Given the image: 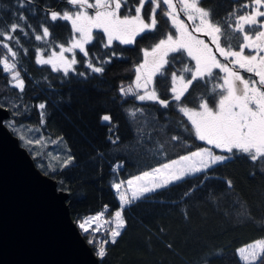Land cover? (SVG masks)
Wrapping results in <instances>:
<instances>
[{"label":"trees","instance_id":"trees-1","mask_svg":"<svg viewBox=\"0 0 264 264\" xmlns=\"http://www.w3.org/2000/svg\"><path fill=\"white\" fill-rule=\"evenodd\" d=\"M244 2L202 0V5L212 9L213 19L223 22L234 7ZM16 3L17 0H0V25L5 21L13 22L19 11L27 16L28 23L37 32L41 31V23L46 24L50 36L46 42L35 41L32 28L25 26L28 36L16 34L20 36L22 48L17 49L13 41L8 42L19 51L20 67L25 69L21 72L25 87L23 93H19L10 86L7 74L0 71V107L7 115L2 123L18 139L38 171L52 179L56 189L66 194L68 214L75 226L82 217L100 212H104L105 220H111L120 208L111 187L113 182L126 181L206 147L195 138L187 120L175 110L174 101L164 109L157 103L136 101L134 97L120 94V88L132 81L134 67L141 62L144 50H150L168 33H173L167 17L159 9L156 29L142 33L130 45L114 41L112 47L105 49L100 42L103 33L94 30L93 42L85 45L89 57L76 51L79 61L74 66L76 71L63 77L47 65L35 64V54L37 49L45 53L68 45V24L45 19L50 11L60 12L68 7L66 0H36L35 16L25 8L18 9ZM138 3L139 0H129V5ZM151 7L150 2L145 4L142 10L145 19L150 15ZM124 14L126 8L122 7L121 15ZM229 24L233 21L229 20ZM239 36L227 27L222 43L227 41L236 46ZM103 40L105 42L104 37ZM5 52L0 47V57ZM113 52L117 55L111 56ZM109 58L111 62L103 65L102 74L92 73L86 67L88 59L100 66V60ZM167 59L169 64L165 65L164 74L154 78V87L161 99H171L170 72L190 62L184 53H169ZM80 72L85 76H80ZM214 73L218 74L215 79L194 81L181 103L196 108L204 99L213 106L218 98L214 85L222 82L220 73ZM41 102L46 104L47 113L43 126L36 107ZM17 107L28 109L29 114L14 112ZM136 108L144 109V113H137L133 118L130 113ZM102 115H109L110 121L101 122ZM26 129L35 130L48 141L61 139L67 153L74 157L72 164L46 166L43 157L33 154L31 146L20 139L21 136L27 139ZM172 136L180 139L173 141ZM53 147L44 145L41 154L46 157ZM38 158H41L40 163H37ZM260 166V162L253 163L247 156L236 155L210 169L207 180H202L205 174L200 173L134 202L123 212L126 226L116 243L105 245L102 262L96 250L100 240L109 238L105 229H110L111 223L105 224L101 232L94 235L76 228L96 257L97 264H242L235 250L254 240H264V226L260 224L264 221V172L259 171ZM228 181H231V188ZM187 191H191V195L185 196ZM248 213L250 219L246 218ZM90 240L96 243H90ZM218 252L223 255H217ZM249 264H264V253Z\"/></svg>","mask_w":264,"mask_h":264},{"label":"snow or ice","instance_id":"snow-or-ice-1","mask_svg":"<svg viewBox=\"0 0 264 264\" xmlns=\"http://www.w3.org/2000/svg\"><path fill=\"white\" fill-rule=\"evenodd\" d=\"M149 2L152 6L151 12L145 19L142 10ZM35 3L36 0H17L16 7L25 8L35 16ZM66 5L68 7L60 12L50 11L45 19L50 18L51 22H68L71 25V32L76 35L69 41V46L60 45L59 51H53L47 58L42 50L37 49L35 64L48 65L52 72L62 73L63 77H68L70 72L76 71L74 66L79 63L76 50L83 54V57H89L85 45L93 42L94 30L102 32L103 37H106V42L103 37L100 41L105 49L112 47L114 41L121 45H130L142 33L156 29L159 9L171 22L175 32L168 33L150 50H144V61L135 68L134 86L126 89L121 87L120 94L124 97H134L141 102L157 103L164 109H168L174 101L175 110L191 124V131L198 140L229 154L218 155L211 148H202L155 167L151 171H144L141 175L127 179L126 182L123 180L113 182L111 187L119 197L120 210L115 211L112 220H105L104 212H100L80 220L78 224L83 233L90 235L100 233L105 224H114V227L105 229L109 233V238L100 240V247L96 250V255L102 262L106 254L105 245L116 243L117 237L126 226L123 212L134 202L200 173L205 174L202 180H207L210 169L236 155L247 156L253 163L260 162L259 171L264 172V20L260 19L264 17V0H245L238 7H234L223 22L213 19L212 9L205 8L202 0H139L138 5H129V0H66ZM122 7L126 8L124 15H121ZM89 9L93 11L90 13ZM181 13L192 22L191 31L190 25L180 19ZM229 20H232L233 24H229ZM25 26L32 28L27 16L19 11L15 14L13 22L5 21L0 25V47L6 50L0 57V71L7 74L10 86L18 89L19 93L24 91L25 81L21 72L25 69L20 67L19 51L14 50L8 42L13 41L17 49L22 48L20 36L16 34L28 36ZM227 27H230L233 33L240 34L236 46L227 41L222 43ZM40 28V32L32 28V35L35 41L46 42L50 36L49 27L41 23ZM193 33H201L208 37L215 45V51ZM245 49L248 50L247 54ZM66 53H71V57H67ZM169 53H186L195 61V65L194 67L185 65L180 72L171 71V99H161L154 87V78L164 74L163 69L169 64L167 59ZM215 53H219L227 63H222ZM24 54L27 55L26 49ZM116 55L115 52L111 53V56ZM110 62V58L100 60V66H96L92 59H88L86 67L92 73L102 74L103 65ZM214 69L223 73V76L219 77L222 83L214 85V91L218 90L219 94L218 102L210 106V101L202 99L196 108L181 103L194 81L217 77ZM240 70L249 73L250 76L246 78ZM79 75L83 77L85 73L80 72ZM36 107L39 110L40 125L43 126L47 119L46 104L41 102ZM13 111L23 115L29 114L28 109L21 110L18 107ZM137 113L143 115L144 109L136 108L130 115L134 118ZM110 119L109 115L103 116L104 121ZM20 139L28 144L44 143L40 137L28 140L21 136ZM171 139L178 141L180 137L172 136ZM112 142L116 143V140ZM73 160L74 157L68 155L63 161V166L71 165ZM52 170L56 171L55 168ZM113 171L116 172L118 169ZM227 184L229 188L232 187L231 181ZM184 195H191V191L185 192ZM246 218H251L250 213ZM260 224L264 226V221H260ZM89 242L96 243L95 240ZM257 250L264 253V240L253 245L248 256H244L247 250L243 248L240 254L244 259L250 257L254 261ZM217 255L223 253L218 252Z\"/></svg>","mask_w":264,"mask_h":264},{"label":"water","instance_id":"water-1","mask_svg":"<svg viewBox=\"0 0 264 264\" xmlns=\"http://www.w3.org/2000/svg\"><path fill=\"white\" fill-rule=\"evenodd\" d=\"M0 107V264H97L65 203L3 125Z\"/></svg>","mask_w":264,"mask_h":264},{"label":"rangeland","instance_id":"rangeland-1","mask_svg":"<svg viewBox=\"0 0 264 264\" xmlns=\"http://www.w3.org/2000/svg\"><path fill=\"white\" fill-rule=\"evenodd\" d=\"M164 6V5H163ZM164 7H166V6H164ZM250 10V9H249ZM93 10H91V9H89V12L91 13ZM180 19L181 20H183L186 24H189L190 25V28H189V30L191 31V25H192V22L191 21H188L187 20V18L184 16V14L183 13H181L180 14ZM261 20H264V17H262V18H260ZM66 22V21H65ZM168 22H169V24H170V26H171V22L168 20ZM67 24H68V27H69V30H70V40L72 39V37H73V35H76V34H73L72 32H71V25L68 23V22H66ZM171 28H172V26H171ZM173 29V33L175 32V29L174 28H172ZM194 35H196V36H198L200 39H203L206 43H208L209 44V46L213 49V51H215V45L214 44H212L211 43V41L209 40V38L208 37H206V36H204V35H202L201 33H193ZM105 38V42H106V37H104ZM116 42H118V41H116ZM67 46H69V43H68V45ZM53 51H56V52H58L59 51V46L55 49V50H50V51H47V52H45L44 53V55H45V58H47V56L48 55H51V53L53 52ZM76 51H78V50H76ZM79 52V51H78ZM245 53L247 54L248 53V50L247 49H245ZM186 56H187V54L186 53H184ZM67 57H71V53H66L65 54ZM215 55L217 56V58L218 59H220L221 60V62L222 63H227V61H224L223 60V57H221L220 55H219V53H215ZM188 57V56H187ZM188 59L190 60V62L187 64V66H190V67H194V65H195V61H193V60H191L189 57H188ZM143 61H144V54H143V58H142V60H141V62L139 63V64H141V63H143ZM138 64V65H139ZM138 65H136L135 67H134V76H133V79H132V81L130 82V84L129 85H127V86H125V87H123V88H127V87H129V86H134V81H135V68L138 66ZM48 66V65H47ZM185 65H183V66H181L179 69H177L176 70V72H180L181 70H182V68L184 67ZM50 67V66H49ZM213 71H217V72H219V70L218 69H214ZM241 71V74L242 75H244L246 78H248L249 76H250V74L249 73H246V72H244L243 70H240ZM220 75H221V77L223 76V73H220ZM222 81V80H221ZM169 82H171L170 81V76H169ZM222 83V82H221ZM170 94L172 95V93H171V91H170ZM218 99H219V94H218V98H217V100H216V102H218ZM136 101H138V100H136ZM182 115V114H181ZM103 116L104 115H102L101 117H100V121L101 122H104V123H107L108 121H104L103 120ZM183 116V115H182ZM185 118V117H184ZM186 119V118H185ZM187 120V119H186ZM188 122V121H187ZM188 124L190 125V127H191V124L188 122ZM24 135L26 136V138L28 139V140H35L37 137H40L38 134H37V132L35 131V130H33V129H26L25 131H24ZM193 135H194V133H193ZM195 136V135H194ZM41 138V137H40ZM196 138V137H195ZM42 139V141L44 142L43 144H35V143H33V144H28V145H30L31 146V151H32V153L33 154H37L38 156H42L43 157V159H44V161H46V166H58V167H62L63 166V161L64 160H66L67 159V156L69 155L68 153H67V150H66V147H65V145H64V142L61 140V139H56V140H50V141H52L51 143H49V141L47 140V139H43V138H41ZM197 139V138H196ZM18 140V139H17ZM198 140V139H197ZM57 141V142H56ZM200 141V140H199ZM59 142V143H58ZM200 142H202V143H204L205 145H206V147H204V148H211L212 149V151L213 152H215L216 154H218V155H229V154H227V153H223V152H221L219 149H215V148H212V146H210V145H208V144H206L205 142H203V141H200ZM53 145L54 147L51 149V153L50 154H48L46 157L44 156V154H41V151L43 150V146L44 145ZM200 149H202V148H200ZM197 150H199V149H197ZM197 150H195V151H197ZM193 152V151H192ZM191 153V152H190ZM190 153H188V154H185V155H189ZM180 157H178V158H176V159H174V160H177V159H179ZM39 159V158H38ZM41 159V158H40ZM40 159L37 161V163L39 162L40 163ZM171 161H169V162H166V163H170ZM36 163V165H37V167H38V164ZM162 165V164H161ZM161 165H159V166H157V167H160ZM155 168V167H154ZM153 169V168H152ZM152 169H150V170H148V171H151ZM143 173V172H142ZM142 173H140V174H138V175H141ZM137 176V175H136ZM131 178H133V177H131ZM131 178H129V179H131ZM126 182V181H125ZM114 191H115V189H114ZM115 194H116V192H115ZM116 197H117V201H118V203H119V197H118V195L116 194ZM118 210H120V208L119 209H117V211ZM91 215H96V214H91ZM88 216H90V215H87V216H85V217H82L81 219H79V220H77V222H76V226H77V228L79 229V227H78V224H79V222H80V220H82V219H84V218H87ZM114 216V215H113ZM112 216V217H113ZM111 220H112V218H111ZM110 220V221H111ZM111 227H114V224H111ZM80 230V229H79ZM81 231V230H80ZM82 232V231H81ZM260 242V240H254V241H252V242H250V243H248V244H246V245H243V246H241V247H238L236 250H235V253H236V256H237V258H238V260L242 263V264H249V263H253V262H255L256 261V259L259 257V254H260V252L257 250V257H256V259L253 261V260H251V258L249 257V259H244V257L243 256H241V254H240V250L243 248V249H246L247 251L244 253V256H248V254H249V252H251L252 251V246L253 245H255V244H257V243H259Z\"/></svg>","mask_w":264,"mask_h":264},{"label":"crops","instance_id":"crops-1","mask_svg":"<svg viewBox=\"0 0 264 264\" xmlns=\"http://www.w3.org/2000/svg\"><path fill=\"white\" fill-rule=\"evenodd\" d=\"M114 193H115V191H114ZM115 196H116V194H115ZM116 199H117V197H116ZM118 204H119V203H118ZM113 215H114V214H113ZM113 215H112V216H113ZM111 218H112V217H111Z\"/></svg>","mask_w":264,"mask_h":264}]
</instances>
